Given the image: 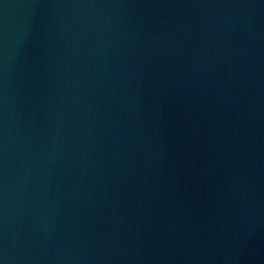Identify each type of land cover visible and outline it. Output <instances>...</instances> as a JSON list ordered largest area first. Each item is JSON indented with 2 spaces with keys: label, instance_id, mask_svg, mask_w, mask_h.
Wrapping results in <instances>:
<instances>
[{
  "label": "water",
  "instance_id": "95a60500",
  "mask_svg": "<svg viewBox=\"0 0 264 264\" xmlns=\"http://www.w3.org/2000/svg\"><path fill=\"white\" fill-rule=\"evenodd\" d=\"M0 264H264V0H0Z\"/></svg>",
  "mask_w": 264,
  "mask_h": 264
}]
</instances>
